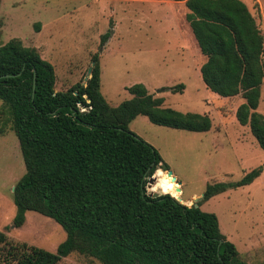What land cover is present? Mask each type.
I'll list each match as a JSON object with an SVG mask.
<instances>
[{
	"label": "trees",
	"instance_id": "16d2710c",
	"mask_svg": "<svg viewBox=\"0 0 264 264\" xmlns=\"http://www.w3.org/2000/svg\"><path fill=\"white\" fill-rule=\"evenodd\" d=\"M159 1L184 2L185 21L206 59L200 67L205 88L222 98L241 96L235 117L264 151V115L258 112L264 36L255 15L241 0ZM98 58H91L85 85L56 92L54 68L34 48L19 39L0 43V132L15 134L25 166L12 192V225L22 227L31 211L66 233L52 253L16 244L0 232V261L59 264L78 253L102 264H246L221 234L218 218L202 211L200 202L189 207L170 195H148V179L169 167L128 127L143 116L157 126L208 132L210 117L164 107L163 98L141 83L126 89L130 99L109 104L100 91ZM168 90L183 93L184 86ZM262 172L253 169L236 182L207 185L201 201L248 186Z\"/></svg>",
	"mask_w": 264,
	"mask_h": 264
},
{
	"label": "rangeland",
	"instance_id": "374dc122",
	"mask_svg": "<svg viewBox=\"0 0 264 264\" xmlns=\"http://www.w3.org/2000/svg\"><path fill=\"white\" fill-rule=\"evenodd\" d=\"M241 1L255 15L264 36V0ZM153 2L0 0V43L19 39L25 47L34 48L53 66L56 92L78 83L85 85L93 65L91 58L98 54L100 91L109 104L118 106L130 99L126 89L141 83L150 94L163 98L164 107L208 115L212 121L208 132L157 126L143 116L128 127L158 151L177 183H181V197L189 207L202 197L207 185L236 182L251 170L262 169L252 184L229 190L207 202L200 201V209L218 218L221 234L235 245L246 264H264V151L249 128L240 125L235 117L243 100L240 95L222 98L205 88L193 68L194 62L200 60V64L204 58L197 55L194 43L191 52L175 48V45L186 48L184 40H176L164 23L167 19L161 10L166 3ZM179 6L175 7L178 23L184 26L189 40L192 33L185 22V9ZM156 9L158 12L153 13ZM172 25H176L175 21ZM108 31H112L111 36L101 44V37ZM179 84L184 86L183 93L168 90ZM2 105L0 101V110ZM258 112L264 115V84ZM2 120L0 113V128ZM24 173L19 142L7 130L0 136V232L16 244L55 253L66 233L54 220L30 211L22 227L12 225L15 215L12 189ZM146 191L152 193L147 187ZM1 247L2 244L0 250ZM59 264L102 263L72 253Z\"/></svg>",
	"mask_w": 264,
	"mask_h": 264
},
{
	"label": "crops",
	"instance_id": "0c3cea01",
	"mask_svg": "<svg viewBox=\"0 0 264 264\" xmlns=\"http://www.w3.org/2000/svg\"><path fill=\"white\" fill-rule=\"evenodd\" d=\"M154 2H157V3H166L165 5V8H167V9H163V10H161V12H163V13H165V15H164V17L167 19L166 20V22H164L165 24H166V27H167V29L169 30V31H171L172 33H174V37L176 38V40H179L180 38H182L183 40H184V44L186 45V48H183V47H181V46H176L175 45V48L177 49V50H181V51H186V50H188V51H190L191 52V46H193V45H196V50H195V52L197 53V55H201V53H200V51H199V48H198V46H197V44H196V41H195V39H194V37H193V35H191V36H189V37H191V38H189V40H188V38L186 37V33H185V28H184V26H182V25H180L179 23H178V15L177 14H179V13H177L175 10H176V8L175 7H177V5H180L179 7H180V9L183 7V9H185V6H184V2H173V1H159V0H153ZM153 2V3H154ZM183 5V6H182ZM182 6V7H181ZM155 12H158V9H156V11L154 10L153 11V13H155ZM180 12V11H179ZM185 13H186V9H185ZM163 17V18H164ZM169 18H171L172 19V22L171 21H169L170 19ZM175 21V24L176 25H172L173 24V22ZM160 21H158V24H160L159 23ZM186 22V21H185ZM187 23V22H186ZM188 24V23H187ZM172 27V28H171ZM188 27H189V25H188ZM189 30H190V27L188 28ZM191 31V30H190ZM165 33L167 32V30L165 29V31H164ZM192 33V32H191ZM184 34V35H183ZM188 34V33H187ZM184 37H186L187 38V40L184 38ZM192 43H194L193 45H191ZM189 52V53H190ZM189 56H191L190 54H189ZM202 56V55H201ZM192 57V56H191ZM203 57V56H202ZM204 58V57H203ZM200 61V60H199ZM199 61H196V62H194V64H193V68H194V72H195V74H196V76L197 77H199V74H200V67L205 63V61H206V59L204 58L202 61V63H200L199 64ZM198 71H199V73H198ZM5 135V134H4ZM3 136V135H2ZM14 188V187H13ZM189 202V201H188ZM187 202V203H188ZM186 203V202H185ZM186 205V204H185Z\"/></svg>",
	"mask_w": 264,
	"mask_h": 264
},
{
	"label": "bare ground",
	"instance_id": "6f19581e",
	"mask_svg": "<svg viewBox=\"0 0 264 264\" xmlns=\"http://www.w3.org/2000/svg\"><path fill=\"white\" fill-rule=\"evenodd\" d=\"M155 176L157 177V181L149 188L150 192L167 194L175 199H178L181 203L186 204V201H184L181 197L182 187H180L177 181L173 182L170 177H167L166 171L158 168L155 172ZM178 189L180 191H177Z\"/></svg>",
	"mask_w": 264,
	"mask_h": 264
},
{
	"label": "water",
	"instance_id": "95a60500",
	"mask_svg": "<svg viewBox=\"0 0 264 264\" xmlns=\"http://www.w3.org/2000/svg\"><path fill=\"white\" fill-rule=\"evenodd\" d=\"M92 66H93V65H92ZM90 71H91V69L89 70V73H88V74H90ZM34 88H35V76H34V79H33V95H34ZM166 175H167V177H170L171 180H172L173 182L176 181V178L173 177L171 171H169V170L166 171ZM156 181H157V177L155 176V173H154V175L151 176V177L148 179V183H147L146 187H147V188L152 187V186L156 183ZM178 184L180 185L181 183L179 182ZM12 191H14V188L12 189ZM177 191H180V190L178 189ZM148 195H149L150 197H152V198H156V197H159V196H161V195H167V194H159V193H154V192H152L151 194H148ZM174 199H175V198H174ZM202 199H203V195H202V197L199 198L198 200H195L196 202H195L194 206L197 207V203L200 202ZM175 200H176L177 202H179L180 204L185 205V204L181 203L178 199H175Z\"/></svg>",
	"mask_w": 264,
	"mask_h": 264
}]
</instances>
